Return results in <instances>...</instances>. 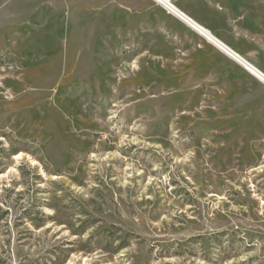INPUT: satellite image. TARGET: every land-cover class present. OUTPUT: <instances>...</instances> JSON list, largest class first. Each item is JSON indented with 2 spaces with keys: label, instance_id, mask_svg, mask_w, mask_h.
Masks as SVG:
<instances>
[{
  "label": "rangeland",
  "instance_id": "obj_1",
  "mask_svg": "<svg viewBox=\"0 0 264 264\" xmlns=\"http://www.w3.org/2000/svg\"><path fill=\"white\" fill-rule=\"evenodd\" d=\"M206 45L148 0H0V264H264V84Z\"/></svg>",
  "mask_w": 264,
  "mask_h": 264
},
{
  "label": "crops",
  "instance_id": "obj_2",
  "mask_svg": "<svg viewBox=\"0 0 264 264\" xmlns=\"http://www.w3.org/2000/svg\"><path fill=\"white\" fill-rule=\"evenodd\" d=\"M148 1L152 4L154 3V6H157L161 11L165 12L167 20L170 23H172L174 26L180 28H189L179 18L166 11L164 7H161V5H159L156 1L153 0H148ZM170 1L174 3L177 7L185 11L188 15H190L192 18H194L204 27H206L209 31L214 32L217 35V37L222 39L225 43H227L229 46H231L241 55H243L242 52L235 45L234 38L228 34L227 27H229L228 25L229 22L227 18L228 16L231 15L238 16L239 13L245 10L246 12L249 11L250 9L249 4L252 3L253 1L244 0L243 1L244 5L243 4L239 5V3L237 2L238 0H192V2L189 3L187 2L180 3V0H170ZM211 13H213L215 16L213 19H211V16H209V14ZM251 20L252 19H250L249 16H247L246 14V17L243 20L245 26L249 25L251 23ZM238 30L239 33L242 34L244 37L250 34V31H247L246 29L243 28H239ZM206 48L210 51L219 54L222 58H224V60L228 61L229 64H231L232 66L245 71L232 59L224 55L221 51H219L212 45L207 43Z\"/></svg>",
  "mask_w": 264,
  "mask_h": 264
},
{
  "label": "bare ground",
  "instance_id": "obj_3",
  "mask_svg": "<svg viewBox=\"0 0 264 264\" xmlns=\"http://www.w3.org/2000/svg\"><path fill=\"white\" fill-rule=\"evenodd\" d=\"M164 7L169 13L179 18L187 27L201 36L207 43L221 51L224 55L232 59L239 66L248 71L262 84H264V72L249 62L244 56L231 48L228 44L222 41L219 37L209 31L206 27L188 15L181 8L177 7L170 0H153Z\"/></svg>",
  "mask_w": 264,
  "mask_h": 264
}]
</instances>
